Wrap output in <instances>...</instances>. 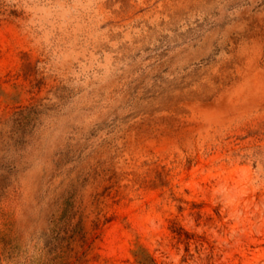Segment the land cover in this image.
Masks as SVG:
<instances>
[{
    "label": "rangeland",
    "instance_id": "rangeland-1",
    "mask_svg": "<svg viewBox=\"0 0 264 264\" xmlns=\"http://www.w3.org/2000/svg\"><path fill=\"white\" fill-rule=\"evenodd\" d=\"M264 264V0H0V264Z\"/></svg>",
    "mask_w": 264,
    "mask_h": 264
},
{
    "label": "trees",
    "instance_id": "trees-1",
    "mask_svg": "<svg viewBox=\"0 0 264 264\" xmlns=\"http://www.w3.org/2000/svg\"><path fill=\"white\" fill-rule=\"evenodd\" d=\"M142 264H157L154 257L145 250L144 255L139 260Z\"/></svg>",
    "mask_w": 264,
    "mask_h": 264
}]
</instances>
